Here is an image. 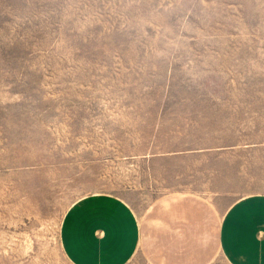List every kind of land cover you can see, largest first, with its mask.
<instances>
[{
	"label": "rangeland",
	"instance_id": "obj_1",
	"mask_svg": "<svg viewBox=\"0 0 264 264\" xmlns=\"http://www.w3.org/2000/svg\"><path fill=\"white\" fill-rule=\"evenodd\" d=\"M250 194L264 0H0V264H153L158 201Z\"/></svg>",
	"mask_w": 264,
	"mask_h": 264
},
{
	"label": "crops",
	"instance_id": "obj_2",
	"mask_svg": "<svg viewBox=\"0 0 264 264\" xmlns=\"http://www.w3.org/2000/svg\"><path fill=\"white\" fill-rule=\"evenodd\" d=\"M219 198V203L225 201ZM86 205L81 210L95 207L93 202ZM222 205L193 195L158 201L148 209L152 211L144 225L146 230L154 225L163 238L157 240L154 253L153 248H145L146 257L153 264H215L219 257L225 264H264V194ZM107 257L104 264L111 262Z\"/></svg>",
	"mask_w": 264,
	"mask_h": 264
}]
</instances>
